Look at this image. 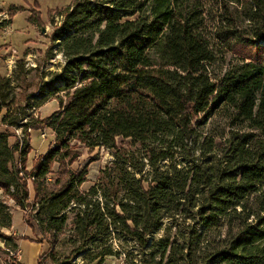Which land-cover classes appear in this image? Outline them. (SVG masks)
I'll return each mask as SVG.
<instances>
[{
  "label": "trees",
  "instance_id": "trees-1",
  "mask_svg": "<svg viewBox=\"0 0 264 264\" xmlns=\"http://www.w3.org/2000/svg\"><path fill=\"white\" fill-rule=\"evenodd\" d=\"M58 13L51 40L65 64L48 90L22 103L0 74V191L37 210L24 221L39 237L5 234L13 216L0 199L4 245L46 242L38 264H264V0H72ZM213 40L245 50L218 78ZM50 96L58 110L35 117ZM17 126L25 139L11 144ZM44 128L54 139L29 170L26 136ZM96 148L113 159L82 190L88 165L72 164Z\"/></svg>",
  "mask_w": 264,
  "mask_h": 264
},
{
  "label": "rangeland",
  "instance_id": "rangeland-1",
  "mask_svg": "<svg viewBox=\"0 0 264 264\" xmlns=\"http://www.w3.org/2000/svg\"><path fill=\"white\" fill-rule=\"evenodd\" d=\"M71 2L72 0H0V74L16 80L13 83L17 86L15 89L16 98L22 103L25 102L26 98L33 95L40 98L39 90L40 88L48 90L45 84L51 79V74L62 71L65 58L58 51V45H53L51 37L63 19L58 12L68 7ZM39 14L42 23L32 22L30 17ZM207 25L209 30L214 32L217 20L209 17ZM43 29H45L44 32ZM52 45L54 46V54L52 58H48L47 53ZM213 46L216 61L210 68L214 77H221L227 70L242 63L245 53L244 47L238 46L234 50L227 51L217 40H213ZM19 61L24 62L23 71L18 66ZM59 84L60 81H57L54 85ZM57 95L63 96L64 93L60 92ZM58 108V99L50 96L47 102L35 110L34 115L45 118ZM215 120V126L224 131L227 122L224 111L217 115ZM1 128L4 129V127ZM9 130L15 134L10 138L11 144L16 143L17 140L23 142L25 137L21 126L9 128ZM26 139L30 141L33 147L27 162V168L30 170L39 155L51 147L54 134L50 128L30 130V138L26 136ZM112 159L113 156L104 148H96L92 152L84 149L81 157L72 164V168L75 170H81L88 165V179L83 183L81 189H89L97 181L99 170ZM57 171L58 164H55L54 172L49 176L51 189L59 187L56 183L58 180ZM29 188L30 200L33 201L35 191L32 181H29ZM0 199L10 206L14 228L10 232H16L18 235H29L38 239L39 237H36L31 229H28L30 227L24 221V215L34 221V214L37 210L29 208L23 211L13 199L3 194L2 191H0ZM71 222L72 215L68 221V230L71 228ZM2 231L5 232V229L3 228ZM9 247L7 248L4 244L0 247V264H17L16 256L19 254V247L17 249L12 246ZM71 249L67 237H63L57 248L58 252L66 256ZM21 250L24 257L21 264H38L39 256L48 250V244L22 238ZM74 261L79 264H88L87 260H84L80 255ZM123 262V258L109 256L102 264H123Z\"/></svg>",
  "mask_w": 264,
  "mask_h": 264
},
{
  "label": "crops",
  "instance_id": "crops-1",
  "mask_svg": "<svg viewBox=\"0 0 264 264\" xmlns=\"http://www.w3.org/2000/svg\"><path fill=\"white\" fill-rule=\"evenodd\" d=\"M27 226H28V225H27ZM28 227H29V226H28ZM11 229H14L13 226H12ZM11 229H5V232H4V233L9 234V235H10V234L18 235L16 232H13V233L10 232ZM28 229H30V228H28ZM17 243H18V247H19V260H18V261L21 263V262L24 260V257H23V255H22V250H21L22 239L18 240ZM3 244H4V242L0 239V247H2Z\"/></svg>",
  "mask_w": 264,
  "mask_h": 264
},
{
  "label": "built area",
  "instance_id": "built-area-1",
  "mask_svg": "<svg viewBox=\"0 0 264 264\" xmlns=\"http://www.w3.org/2000/svg\"><path fill=\"white\" fill-rule=\"evenodd\" d=\"M16 257H17V259L19 260V254H17V256H16ZM18 260H17V261H18Z\"/></svg>",
  "mask_w": 264,
  "mask_h": 264
},
{
  "label": "water",
  "instance_id": "water-1",
  "mask_svg": "<svg viewBox=\"0 0 264 264\" xmlns=\"http://www.w3.org/2000/svg\"><path fill=\"white\" fill-rule=\"evenodd\" d=\"M45 29H43V32H44Z\"/></svg>",
  "mask_w": 264,
  "mask_h": 264
}]
</instances>
